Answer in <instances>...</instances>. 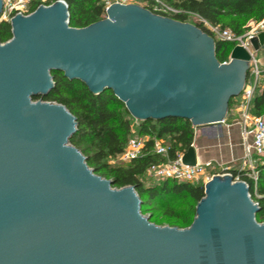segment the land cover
Instances as JSON below:
<instances>
[{"label":"water","instance_id":"water-1","mask_svg":"<svg viewBox=\"0 0 264 264\" xmlns=\"http://www.w3.org/2000/svg\"><path fill=\"white\" fill-rule=\"evenodd\" d=\"M106 15L73 28L60 0L15 15L12 39L0 43V264H264V224L246 182L215 175L190 227L158 226L135 187L114 188L71 144L76 117L34 100L55 88L57 71L94 95L112 91L138 122H225L248 80L246 49L224 64L215 38L191 23L137 4ZM252 46L264 48V33ZM182 161L197 165L193 146Z\"/></svg>","mask_w":264,"mask_h":264},{"label":"trees","instance_id":"trees-1","mask_svg":"<svg viewBox=\"0 0 264 264\" xmlns=\"http://www.w3.org/2000/svg\"><path fill=\"white\" fill-rule=\"evenodd\" d=\"M60 0H49L55 3ZM68 5L69 25L73 28H86L106 19L103 0H62ZM141 7L153 11L150 0H142ZM165 4L180 11L169 16L183 23H191L210 34L205 21L211 25L230 29L237 35H243L250 22L264 19V0H162ZM38 7L35 4L32 11ZM195 22H191V19ZM1 19V17H0ZM10 21H0V43L12 39ZM216 40V56L221 63L227 62L236 47L233 43ZM55 88L45 97L34 98L35 101L57 103L76 117L77 134L71 144L86 157L88 166L95 174L112 181L114 188L135 187L141 199V212L149 220L162 226L186 229L196 217L198 203L205 197L203 185L175 180H165L155 184H146L147 170L152 165L175 160L185 154L195 139L194 127L185 119L168 118L161 121L149 120L139 122L137 133L149 138L143 156L132 162L118 160L124 153L133 136L134 122L124 103L112 91L101 95L92 94L87 86L79 80H69L63 72L51 73ZM250 72L248 73V79ZM257 88L253 99L255 116L264 115V90ZM235 98L231 100L230 110ZM229 110V111H230ZM161 140L168 148L167 157L155 153V141ZM258 158V157H256ZM250 170L232 171L234 180L238 178L248 184L250 194L259 205L256 220L264 224V159L258 158L256 165L257 181L250 176Z\"/></svg>","mask_w":264,"mask_h":264},{"label":"built area","instance_id":"built-area-1","mask_svg":"<svg viewBox=\"0 0 264 264\" xmlns=\"http://www.w3.org/2000/svg\"><path fill=\"white\" fill-rule=\"evenodd\" d=\"M133 1L134 0H103V3L107 11V9L113 4L128 5L134 4ZM150 1L152 2L153 9L151 12L154 14L163 17H169L171 15L180 13V11L165 4L162 0ZM3 2L4 8L1 17L5 21H10L17 14L24 16L31 15L35 11H32V7L35 4H37L38 7L50 6L53 4H51L49 0H3ZM201 21L205 24L212 37L223 42L233 43L235 46H240L246 49L253 56V59L250 63V78L247 80L242 94L235 100H238V106L242 112V135L245 142L244 166L240 172L250 170L251 173L249 176L256 182V165L258 162L256 157L264 159V115L253 116L251 114L253 99L259 86V80L262 74L255 58V51L252 46V41L257 39L261 33H264V19L260 22H250L247 25L246 31L243 35H237L230 29H223L220 26L211 25L203 20ZM230 61L231 57L227 62H224V64H228ZM148 140L149 138L147 137L139 136L138 133H136L134 127L133 136L130 138L124 153L120 155L119 161L129 163L139 157H142ZM154 151L160 156L167 157L168 155V148L161 140L155 141ZM183 156L184 154H180L175 160H169L159 165H152L147 170V176L154 179L156 182L170 179L178 182H187L197 185L204 182L205 185L215 175H232L231 172H224L222 174L218 173L212 176H207L209 172L208 169H212L213 167V162L197 164L194 167H190L183 164ZM235 181L241 180L238 178Z\"/></svg>","mask_w":264,"mask_h":264},{"label":"crops","instance_id":"crops-1","mask_svg":"<svg viewBox=\"0 0 264 264\" xmlns=\"http://www.w3.org/2000/svg\"><path fill=\"white\" fill-rule=\"evenodd\" d=\"M257 63L262 73L258 86L261 92L264 90V54L260 60H257ZM251 114L255 116L253 106ZM194 132L195 139L192 146L196 151L197 164L213 162V167L208 172L209 176L240 171L243 168L245 142L242 135V112L238 106V100H234L223 124L194 128Z\"/></svg>","mask_w":264,"mask_h":264},{"label":"rangeland","instance_id":"rangeland-1","mask_svg":"<svg viewBox=\"0 0 264 264\" xmlns=\"http://www.w3.org/2000/svg\"><path fill=\"white\" fill-rule=\"evenodd\" d=\"M133 3H134V4H137V5H139V6L144 5V3H143L142 0H134ZM1 20H4V19L1 17L0 21H1ZM190 21H191V22H195V20H194L193 18H192ZM263 54H264V49L261 50L260 52H257V53L255 52V58H256V60H260V58L263 56ZM138 123H139V122L135 120V122H134V126H135V131H136V133H137V126H138ZM256 160L258 161V158H256ZM117 161H119V158H118V160H111L110 162H111V163H114V162H117ZM208 171H211V169H208ZM207 176H209V174H208ZM155 183H156V181H155L154 179H152V178H150V177L147 176V178H146V184H147V185L155 184ZM199 185H203V186H205V185H204V182H203V183H200ZM146 217H148V215H146ZM166 226H168V225H167V224H164V225H162L161 227H166Z\"/></svg>","mask_w":264,"mask_h":264}]
</instances>
